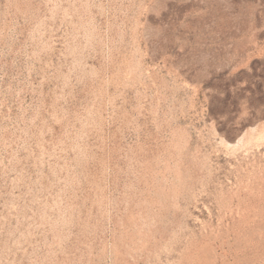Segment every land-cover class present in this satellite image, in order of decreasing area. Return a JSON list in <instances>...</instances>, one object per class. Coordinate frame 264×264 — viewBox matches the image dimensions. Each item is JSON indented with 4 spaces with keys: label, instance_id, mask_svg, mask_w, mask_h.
I'll list each match as a JSON object with an SVG mask.
<instances>
[{
    "label": "rangeland",
    "instance_id": "rangeland-1",
    "mask_svg": "<svg viewBox=\"0 0 264 264\" xmlns=\"http://www.w3.org/2000/svg\"><path fill=\"white\" fill-rule=\"evenodd\" d=\"M0 264H264V0H0Z\"/></svg>",
    "mask_w": 264,
    "mask_h": 264
}]
</instances>
